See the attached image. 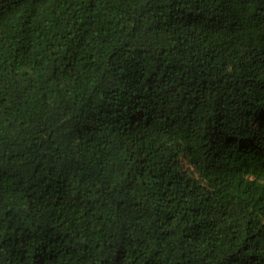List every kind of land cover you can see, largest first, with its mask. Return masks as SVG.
Returning <instances> with one entry per match:
<instances>
[{
	"label": "trees",
	"instance_id": "1",
	"mask_svg": "<svg viewBox=\"0 0 264 264\" xmlns=\"http://www.w3.org/2000/svg\"><path fill=\"white\" fill-rule=\"evenodd\" d=\"M0 264H264V0H0Z\"/></svg>",
	"mask_w": 264,
	"mask_h": 264
},
{
	"label": "rangeland",
	"instance_id": "2",
	"mask_svg": "<svg viewBox=\"0 0 264 264\" xmlns=\"http://www.w3.org/2000/svg\"><path fill=\"white\" fill-rule=\"evenodd\" d=\"M256 129H257V127L254 125V126L249 130V132L254 133V132L256 131Z\"/></svg>",
	"mask_w": 264,
	"mask_h": 264
}]
</instances>
